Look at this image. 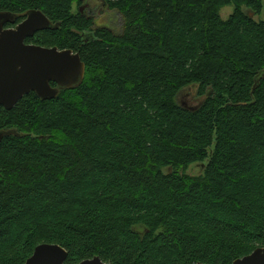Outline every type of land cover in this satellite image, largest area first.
<instances>
[{
  "label": "trees",
  "instance_id": "16d2710c",
  "mask_svg": "<svg viewBox=\"0 0 264 264\" xmlns=\"http://www.w3.org/2000/svg\"><path fill=\"white\" fill-rule=\"evenodd\" d=\"M102 1L117 35L81 0H0L15 25L32 10L59 24L26 44L85 64L77 89L0 106V131L18 134L0 143V264L42 244L65 264H233L264 248V21L249 16L263 0ZM190 87L211 92L194 112L178 100Z\"/></svg>",
  "mask_w": 264,
  "mask_h": 264
},
{
  "label": "water",
  "instance_id": "95a60500",
  "mask_svg": "<svg viewBox=\"0 0 264 264\" xmlns=\"http://www.w3.org/2000/svg\"><path fill=\"white\" fill-rule=\"evenodd\" d=\"M15 22V15L0 13V106L9 111L29 93H34L41 101H51L61 91L79 88L84 80L85 64L78 53L25 43L38 32L56 30L59 24L53 25L38 10L28 12L17 25ZM8 25L15 26L6 28ZM262 79L264 70L254 80V88ZM210 93L200 100V104L210 97ZM10 136L18 134L13 130L0 131V143ZM67 256L58 245L42 244L34 249L25 264H65ZM80 264L105 263L96 257ZM233 264H264V248H257Z\"/></svg>",
  "mask_w": 264,
  "mask_h": 264
},
{
  "label": "rangeland",
  "instance_id": "374dc122",
  "mask_svg": "<svg viewBox=\"0 0 264 264\" xmlns=\"http://www.w3.org/2000/svg\"><path fill=\"white\" fill-rule=\"evenodd\" d=\"M262 5L263 7L260 14L255 17H253V14H249L250 18L254 19L256 22L264 21V0ZM79 8L87 18H91L93 20L94 28L104 27L113 32L115 35L119 34L122 21L121 17L119 14L109 11L103 4L102 0H81ZM77 9L78 6H76L75 3H72V12L75 13ZM233 9L234 7L232 5L221 9L219 13L220 18L223 21H226L231 16ZM182 94H187V91L180 94V99L182 98ZM183 100L185 99L182 98L181 101L186 102L187 99L185 101ZM187 174L192 177H198L201 174V169L198 165H194L187 171Z\"/></svg>",
  "mask_w": 264,
  "mask_h": 264
},
{
  "label": "flooded vegetation",
  "instance_id": "af4514ba",
  "mask_svg": "<svg viewBox=\"0 0 264 264\" xmlns=\"http://www.w3.org/2000/svg\"><path fill=\"white\" fill-rule=\"evenodd\" d=\"M88 7V6H87ZM81 14L82 10H79ZM86 40H88V38L86 37ZM185 91H187V94H182V98L183 99H187L186 102H182V98L180 99V94H179V105L182 109L187 110L189 112H194L196 111L200 106H202V104H200V100L205 97V96H199L198 95V91L195 87H190L188 89H186ZM184 93V92H183ZM183 100V101H185Z\"/></svg>",
  "mask_w": 264,
  "mask_h": 264
}]
</instances>
